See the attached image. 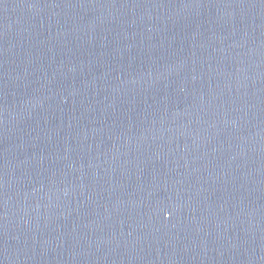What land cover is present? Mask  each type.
I'll list each match as a JSON object with an SVG mask.
<instances>
[{"label":"water","instance_id":"1","mask_svg":"<svg viewBox=\"0 0 264 264\" xmlns=\"http://www.w3.org/2000/svg\"><path fill=\"white\" fill-rule=\"evenodd\" d=\"M0 264H264V0H0Z\"/></svg>","mask_w":264,"mask_h":264}]
</instances>
